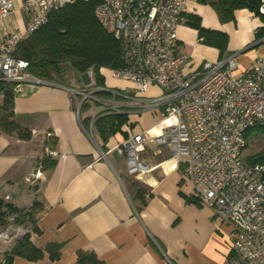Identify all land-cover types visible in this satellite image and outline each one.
Returning <instances> with one entry per match:
<instances>
[{
  "label": "crops",
  "instance_id": "1",
  "mask_svg": "<svg viewBox=\"0 0 264 264\" xmlns=\"http://www.w3.org/2000/svg\"><path fill=\"white\" fill-rule=\"evenodd\" d=\"M12 1L14 9L0 20V42L25 26L22 0ZM187 14L198 15L205 28L228 35L222 57L240 52V70L264 55V41L260 42L264 21L253 12L237 9L233 20L221 22L210 4L187 0L183 22L176 30L187 56L184 72L201 70L205 62L222 58L218 48L199 40L197 30L185 22ZM100 73L105 88L126 91L133 87L127 80L114 78L109 69L101 68ZM80 74L85 84H91ZM40 80L15 88V120L30 131V138L0 134V197L25 208L38 202V231L30 222L19 226L43 251L37 260L15 255L11 264H74L79 250L93 252L105 264H235L230 261L231 227L217 221L211 208L191 196L192 185L182 178V168L170 159L168 148L154 146L149 161L155 168L130 175L119 148L127 133L120 128L103 143L95 127L88 133L95 113L81 109L78 114L80 98L68 91L72 87ZM158 93L156 87L147 90V95ZM2 100L0 91V104ZM146 117L143 113L129 119L138 124ZM153 122L134 130L149 129ZM44 158L54 164L42 165ZM36 172L40 177L34 180ZM51 243L60 244L58 259H50L45 251ZM12 245L0 246V264L6 263L5 253Z\"/></svg>",
  "mask_w": 264,
  "mask_h": 264
},
{
  "label": "built area",
  "instance_id": "2",
  "mask_svg": "<svg viewBox=\"0 0 264 264\" xmlns=\"http://www.w3.org/2000/svg\"><path fill=\"white\" fill-rule=\"evenodd\" d=\"M73 0H22L23 29L0 42V81L34 84L41 80L28 71V62L15 55L20 43L44 25L50 14ZM90 1V0H84ZM94 14L118 40L123 67L110 70L114 78L133 84L130 91L96 86L68 88L80 110L91 99L105 113H124L127 133L119 145L132 176L155 166L141 157L146 143L165 146L182 178L192 185L191 196L213 210L217 221L231 227L230 261L264 264V162L245 163V133L264 126V55L247 69H239V54L205 62L201 70L184 72L187 56L181 50L177 27L183 22L187 0H97ZM14 9L12 0H0V20ZM264 13V2L260 4ZM264 41V37L260 42ZM92 83L94 72H86ZM150 87L158 94L147 95ZM102 92L107 93L102 94ZM153 115L149 129L134 130L130 116ZM40 173L36 172V180ZM29 180L33 183L34 180ZM26 232L18 224L0 230V246L14 244Z\"/></svg>",
  "mask_w": 264,
  "mask_h": 264
},
{
  "label": "trees",
  "instance_id": "3",
  "mask_svg": "<svg viewBox=\"0 0 264 264\" xmlns=\"http://www.w3.org/2000/svg\"><path fill=\"white\" fill-rule=\"evenodd\" d=\"M210 4L216 11L221 22L234 19L237 9H247L264 21V13L260 12V4L264 0H198ZM97 0H73L63 7L53 11L48 21L33 31L18 46L15 55L28 62V71L37 78L47 81L56 80L61 67L69 63L78 73H84L89 68L93 69L95 85L103 86L104 77L100 73L101 68L115 70L123 67L120 55L119 42L108 33L97 20L94 9ZM183 15V14H182ZM189 26L197 30L199 40L218 48L222 57L226 51L228 35L219 30L205 28L201 19L196 14H187L186 21ZM264 34V27L260 29ZM16 83L0 81V91L3 100L0 104V134L15 133L21 139L30 138V131L21 127L15 120L14 97L16 95ZM102 94H107L102 92ZM128 121V115L124 113H105L99 115L93 123L98 130L103 143L108 137L120 130L121 126ZM264 131V126H255L245 133L246 146L250 137L249 131ZM104 146L102 145V149ZM244 148V149H245ZM42 165L51 167L54 160ZM264 162V154L249 157L246 163L253 164ZM37 201H33L28 208L18 207L12 202L0 197V230L10 224H23L30 222L33 229L35 226V213ZM45 251L50 259L55 260L60 255V244L51 243ZM22 256L28 260H37L43 257V251L35 247L29 241V233H25L17 239L12 248L5 253V264H11L13 256ZM74 264H105L93 252L79 250Z\"/></svg>",
  "mask_w": 264,
  "mask_h": 264
},
{
  "label": "rangeland",
  "instance_id": "4",
  "mask_svg": "<svg viewBox=\"0 0 264 264\" xmlns=\"http://www.w3.org/2000/svg\"><path fill=\"white\" fill-rule=\"evenodd\" d=\"M107 73L109 74L110 72L108 71ZM108 78H111V77H108ZM94 80L95 79L93 77V81H92L93 83L85 84L82 77H81V74L78 73L69 63H65L61 67V70H60L58 76L56 77V81H58L62 86L79 88V89H86V90H89V89L97 86V85H95ZM112 82L113 83H116V82L120 83L122 81L112 79ZM119 88H121V86H119ZM123 89H125V88H123ZM130 90H131V88H126V91H130ZM77 97L80 98V95H77ZM100 109H101V107L99 105V102L92 101L91 99H89L86 102V104L83 106L82 112H85L88 110V111L94 112L96 114L97 112H99ZM145 113H147L146 120L144 122H142L141 120H138L139 123L138 124L134 123L133 125H131V128H133V129L135 127L136 128L137 127L144 128L145 126L150 125L154 121L153 115L150 112H145ZM249 132H250V137H249V141H248V146L243 151V160L245 161V163L249 157L256 156L259 154H264V131L258 132V131L252 130ZM154 146H157V145L149 142V143L142 145L140 148L141 157L146 159L148 162H150L149 160H151V159L153 160ZM2 198H4V197H2ZM4 199L7 200L6 198H4Z\"/></svg>",
  "mask_w": 264,
  "mask_h": 264
},
{
  "label": "water",
  "instance_id": "5",
  "mask_svg": "<svg viewBox=\"0 0 264 264\" xmlns=\"http://www.w3.org/2000/svg\"><path fill=\"white\" fill-rule=\"evenodd\" d=\"M82 76L84 77V76H87V74L84 72L83 74H82Z\"/></svg>",
  "mask_w": 264,
  "mask_h": 264
}]
</instances>
